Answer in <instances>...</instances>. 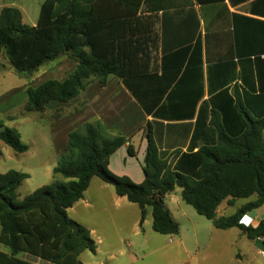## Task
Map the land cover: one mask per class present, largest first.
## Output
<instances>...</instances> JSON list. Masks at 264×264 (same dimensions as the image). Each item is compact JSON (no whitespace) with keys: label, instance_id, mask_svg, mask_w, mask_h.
Instances as JSON below:
<instances>
[{"label":"trees","instance_id":"obj_1","mask_svg":"<svg viewBox=\"0 0 264 264\" xmlns=\"http://www.w3.org/2000/svg\"><path fill=\"white\" fill-rule=\"evenodd\" d=\"M192 1L45 0L36 26L24 23L17 7L1 11L0 51L16 72L29 74L66 56L77 64L63 82L50 79L29 86L25 111L42 113L53 101L69 103L95 80L104 87L116 77L153 119L144 129L147 148L141 183L110 170V158L121 147L127 145L131 157L137 150L130 138L110 134L101 121L69 133V149L54 168L65 181L54 180L20 199L18 190L30 175L0 173V243L9 251H0V264H32L19 259L21 253L53 264H83L81 255L95 253L97 243L68 210L83 199L95 177L139 207L141 227L151 208L153 231L158 234H180L181 226L165 202L180 188L183 200L216 228H239L249 240L264 242V219L257 227L242 222L246 213L264 205V92L255 93L250 77L238 74L232 61L221 60L207 68L209 99L199 105L205 83L202 70H193V64L201 62L199 54L183 75L187 50L159 57L163 51L159 24L167 7L185 8ZM195 1L203 8L205 23L209 12L225 14L224 0L215 7L211 3L217 0ZM194 118V124L188 122L194 127L187 150L163 152L157 125L168 121L167 126L177 130ZM0 141L17 153L29 150L19 131L2 123ZM253 196L255 200L233 215L218 216L223 202L232 207Z\"/></svg>","mask_w":264,"mask_h":264},{"label":"rangeland","instance_id":"obj_2","mask_svg":"<svg viewBox=\"0 0 264 264\" xmlns=\"http://www.w3.org/2000/svg\"><path fill=\"white\" fill-rule=\"evenodd\" d=\"M54 61L47 62L31 74H22L15 71L6 54L0 51V124L18 130L23 143L29 147L27 152L17 153L0 141V173L11 170L30 175L18 190L20 199L54 180L65 181L63 176L54 173V168L65 153L63 132L66 126L52 123V115L49 114L55 111L49 112L48 120L46 109L42 113L24 109L28 100L27 87L39 86L49 80L48 70ZM111 79L117 80L116 77ZM143 121L142 115H135L133 120L135 125L143 124ZM136 150L137 156L131 158L126 147L119 149L112 158V167L140 172L145 151L141 152L138 146ZM86 195L87 201L68 211L69 216L93 230L95 241L102 239L103 242L98 241L100 250L96 254L86 251L81 255L83 264H264L261 253L264 246L255 245L242 236L239 228L226 232L216 228L213 221L200 216L183 200L180 188L167 195L165 202L181 226L180 237L184 244L178 243V237L154 232L153 218L141 230L139 207L128 199L118 200L114 187L100 178L92 181ZM246 201L251 199H239L236 208ZM225 207L226 204L220 210L225 211ZM236 208H228V215L233 214ZM139 242L144 247L136 245ZM238 249L246 254L243 262L236 260ZM134 255L139 261H134Z\"/></svg>","mask_w":264,"mask_h":264},{"label":"crops","instance_id":"obj_3","mask_svg":"<svg viewBox=\"0 0 264 264\" xmlns=\"http://www.w3.org/2000/svg\"><path fill=\"white\" fill-rule=\"evenodd\" d=\"M164 1L169 4V0ZM44 2L45 0H0V13L6 7H17L23 15L24 23L36 26L39 21L40 11H42ZM224 2L226 6L224 16L220 13L212 15V13L209 12L206 23L202 18L203 8L201 4L193 0L191 6L185 8L177 6H173L172 8L167 7L169 9H166L167 11L165 15H163L159 24L162 36L161 45L163 49L162 52H159L160 58L162 55L169 58L176 52L187 50L184 57L185 61L181 66V75H183L186 66L192 63L193 57L199 54L201 62L193 64L195 66L193 70L197 72L198 70L196 67H199L205 77L203 88L204 96L199 105L203 100L205 101L209 99L207 91V68L212 64H217L221 60L232 61L237 65L236 68L238 74L243 75L244 77H250L252 85H255V93L264 92V0H224ZM211 4L214 7L220 6L218 0L212 1ZM161 15L162 13L160 16ZM76 66L77 64L73 61V59L67 56L61 57L60 59L55 60L49 68L48 78L49 80L57 79L63 82L68 79L70 74L75 70ZM231 87L233 88L234 85ZM249 91H252V89ZM238 92H241V88ZM49 108L52 109L49 110ZM54 111L56 113L49 114V112ZM45 114L46 117L48 114L50 116L52 115L50 118L52 123H55L56 125L61 124L62 127L66 126L67 129L63 132L64 140L66 142L65 149H63L65 150V153H67L69 149L70 132L80 129L87 123L101 121L108 131H110V134H121L130 138L131 144L135 148L138 146L141 152L145 151L144 154L146 156L147 140L144 129L148 121L152 120L153 117L146 115L141 105L133 98V95L118 78L117 80H114L110 77L108 85L104 87L100 86L99 80L94 81L87 88H85V90L82 91L78 97L69 103L53 101L46 106ZM135 115H137V117H141V115L142 117L144 116L145 121H143V124H134L133 120L135 119ZM47 119L49 120L48 117ZM195 119L196 118L187 122H182V129L178 127L177 130H171V127L167 126L168 121H164L163 124L157 125L156 138L161 150L166 153L173 152L176 149L186 151L190 143V136L192 135L194 127L193 126L191 129V125L188 124V122H192L194 124ZM123 147L127 148V145ZM116 153L110 158V169L114 173L119 175L127 174L134 180L135 183H141L145 180L142 165L140 169L141 171H138V173L130 172L128 170L121 171L119 169H114L112 167V158L116 155ZM96 178L98 177H95L94 179ZM94 179H92V181ZM90 188L91 184L85 192L83 199L76 202L68 211L75 208L80 203L82 204L87 201L86 194H88ZM116 197H118L117 199L120 201L128 199L127 197H120L118 195ZM252 198H250L251 201L255 200ZM237 202L238 200L232 207L236 208ZM249 202L246 201L245 204ZM225 204V211H221L220 208ZM242 206L237 207L235 212ZM230 207L231 206H229L227 202H223L218 209V216L228 217L233 215L235 212L228 215V208ZM150 218H153L152 210L151 208H148L146 220L143 227H141L140 211L139 226L141 230H143L144 226L147 225ZM174 218L176 219L175 216ZM263 219L264 205L259 209L246 213L242 222L247 226L257 227ZM235 229L236 228L220 230L226 232L233 231ZM91 234L92 237H94L93 230H91ZM240 234H242V236H246L242 233V231ZM176 237H178L179 244H184L180 234ZM98 241L103 242L102 239H99L96 241L98 244ZM252 241L255 245L264 246V242L261 239ZM136 245L144 247V245L140 242ZM98 250H100V248L97 246V251ZM0 251L9 254L8 249L2 243H0ZM97 251H95L94 254H96ZM245 256L246 254L244 251L238 249L235 257L237 261L243 262L245 261ZM18 258L32 262V264H53L34 257L29 253H21ZM134 258L135 262L139 261V258L136 255H134Z\"/></svg>","mask_w":264,"mask_h":264},{"label":"built area","instance_id":"obj_4","mask_svg":"<svg viewBox=\"0 0 264 264\" xmlns=\"http://www.w3.org/2000/svg\"><path fill=\"white\" fill-rule=\"evenodd\" d=\"M172 241V240H171ZM262 255L264 256V251H262Z\"/></svg>","mask_w":264,"mask_h":264},{"label":"water","instance_id":"obj_5","mask_svg":"<svg viewBox=\"0 0 264 264\" xmlns=\"http://www.w3.org/2000/svg\"><path fill=\"white\" fill-rule=\"evenodd\" d=\"M32 70L29 72V74H31Z\"/></svg>","mask_w":264,"mask_h":264}]
</instances>
